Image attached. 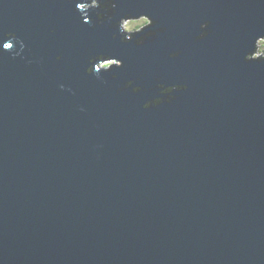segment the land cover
Wrapping results in <instances>:
<instances>
[{"label": "water", "instance_id": "obj_1", "mask_svg": "<svg viewBox=\"0 0 264 264\" xmlns=\"http://www.w3.org/2000/svg\"><path fill=\"white\" fill-rule=\"evenodd\" d=\"M84 2L0 0V264H264V0H117L167 28L141 47ZM157 77L187 90L145 110Z\"/></svg>", "mask_w": 264, "mask_h": 264}, {"label": "clouds", "instance_id": "obj_2", "mask_svg": "<svg viewBox=\"0 0 264 264\" xmlns=\"http://www.w3.org/2000/svg\"><path fill=\"white\" fill-rule=\"evenodd\" d=\"M71 2V0H70ZM117 0H88V2L77 3L76 9L83 14L85 23L89 22L87 12L90 9H101L97 12L96 20L100 23H108L115 31L112 33L113 39H119L121 44L133 43L137 47H141L148 40H156L160 33L166 32V27L157 26V21L147 13L134 14L125 12L119 15L117 19ZM107 13V15H105ZM209 20H204L199 24V33L195 36L197 41L204 40L208 36ZM6 39L19 43V48L14 52L15 56H21L25 50V44L19 40L14 32L4 33ZM12 43H3V50L12 49ZM181 55V50L177 49L169 52V58L175 59ZM57 60L61 57L57 56ZM245 63L264 64V34H257L252 42L251 48L243 55ZM123 67V60L109 53H98L95 56L89 57L88 67L86 72L89 75H96L98 79H102L101 73L112 72L113 68L120 69ZM112 79H117V74L112 72ZM63 89L64 85H60ZM155 87L159 89V96L148 99L142 105L143 109L158 107L162 103H171L176 97L175 92L187 90V84H172L166 86L161 82V78L157 77ZM124 88L131 89L133 94H138L143 91L142 85L136 80L129 79L125 82ZM83 110V109H81Z\"/></svg>", "mask_w": 264, "mask_h": 264}]
</instances>
